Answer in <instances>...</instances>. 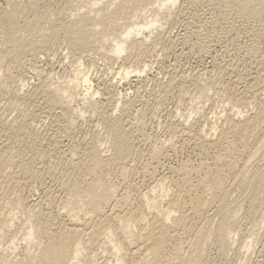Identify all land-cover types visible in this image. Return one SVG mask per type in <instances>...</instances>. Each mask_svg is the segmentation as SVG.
Wrapping results in <instances>:
<instances>
[{
  "label": "rangeland",
  "instance_id": "obj_1",
  "mask_svg": "<svg viewBox=\"0 0 264 264\" xmlns=\"http://www.w3.org/2000/svg\"><path fill=\"white\" fill-rule=\"evenodd\" d=\"M96 1L98 0H0V178H3L0 179V264H34L31 261L33 245L24 241V234L28 232V214L33 213L22 209L19 202L39 201L38 206L34 207L35 211L51 213L56 222L63 221L66 219V212L59 204L63 196L60 180L63 173L70 170L73 171L71 177L76 178L82 172V165L77 163L64 170L66 166L63 168L60 165L62 160L69 156L77 162L83 158L93 141L98 142L95 146L97 149L108 146L109 142L98 118L95 120L88 112L81 116L76 114L77 107L81 106L80 96L75 98L69 107L70 113L68 111L66 117L63 116L59 122V130L52 137L49 136L51 117L45 114V108L22 104L20 95L31 92L35 89L34 86L44 81H51L54 85L65 84L77 71L87 72L92 76L93 89L97 85L96 78L106 82L112 80L119 67L128 59L127 52L116 60L110 59L108 54L111 55V40L129 23L158 15L159 22L154 25L147 38L146 43L150 45L146 49L147 54L142 56L148 66L141 75V81L128 84L122 82L116 87L117 93L125 92L124 99H130L134 104H131V109L127 105L130 111L127 109L129 114H126V119L132 121V116L139 115L140 122L139 128L132 127L138 136L134 137L133 153L126 161L125 169L120 172L118 167H113L109 171L111 181L117 182L120 189L129 192V213H134L136 207L142 201L145 202L140 194L146 187L156 186L154 184L158 181L157 186L160 185L162 178L165 180H162L163 184L158 186L155 194L166 192L168 196H164L162 200L165 202L173 192L171 178L174 179L177 175L172 168H177L176 165L181 164V161L194 165L200 158L207 159L208 163L212 161V150L209 149L204 154L192 142L181 145L180 140H177L179 138H167L165 126L170 119H182L190 113L189 122L194 124L198 118L205 116V129H214L208 131L207 139L213 140L229 112L228 100L223 93L226 86L237 93L258 96L264 94L260 78L257 84L254 81L259 73H263L262 78L264 76V8L255 15L244 17L233 13L229 7H220L226 0H178L172 8V18L168 21L165 19V6L152 11L148 6L143 9L141 4H133L128 0H114L116 5L110 4L113 0H101L93 5ZM35 2L37 5L33 12L26 13L25 17L16 15L17 20L13 23L5 15L14 12L17 7L33 5ZM222 10L224 13L228 12L224 14ZM10 25H13V29L7 30ZM69 34L81 37L86 43L81 48L72 50L67 45L66 36ZM254 34L259 36L255 53L250 51ZM168 36L170 42L162 41L161 37L167 39ZM100 96L104 97L102 92L93 98L97 100L96 105L103 106V98ZM55 108L56 113L62 111L61 108ZM255 112L256 108L248 105L241 109L240 115L248 117ZM240 115L238 117L242 119ZM65 118L69 119V126ZM6 130L10 132L9 136ZM164 137L166 143L162 146L158 161L156 159L149 163L147 157L153 142L164 140ZM167 140H170L169 143ZM249 142H253L248 143L249 149L258 145L255 140ZM109 153L110 151L107 152ZM198 153L201 154L200 157ZM251 159L244 169L243 186L234 190L230 186L228 190L221 192L223 210H226L227 215L232 214L237 225L230 234L232 249L223 255L219 252L218 241L224 236V232L220 229L217 217L209 214V221L201 220L196 225L200 229V236L205 233L204 238L201 237V241H198L192 235L185 241V246L202 249V252L195 253L197 264H264V170L261 169V166L264 167V144ZM25 163L31 166L29 174L22 168ZM147 166H150L149 169H146ZM193 176L192 181L197 178L196 175ZM228 181L231 184L230 178ZM259 181L262 182L261 185L257 184ZM6 192L8 194L4 196ZM104 212L105 215L110 213V218L114 211L106 207ZM140 215L138 213L135 216ZM150 218L148 215V219L143 221L144 227H147ZM84 228L82 233L85 230L87 233L89 228ZM112 228L118 238L120 226L117 225L118 230L113 226ZM140 229L142 228L133 227L132 234L135 237L140 234L141 238L144 230ZM83 237L86 240L87 236ZM140 238H137L138 241L132 238L134 244L129 242L132 251L140 246L135 250L137 252L131 253L136 258V264H140L145 258L148 260L147 247L143 243L141 245ZM170 241L166 248L168 254L176 244ZM106 245L103 242L94 245L85 243L78 264H110L116 254L114 249ZM189 252L190 250H183V257H187Z\"/></svg>",
  "mask_w": 264,
  "mask_h": 264
},
{
  "label": "bare ground",
  "instance_id": "obj_2",
  "mask_svg": "<svg viewBox=\"0 0 264 264\" xmlns=\"http://www.w3.org/2000/svg\"><path fill=\"white\" fill-rule=\"evenodd\" d=\"M115 1L113 0L110 4L116 5ZM128 1H131L133 4H141L143 9H146L148 6L152 11L155 9L160 10L165 6V19L170 21L172 18V8L178 0ZM98 2H101V0L96 1L93 5ZM36 5L37 2L33 5L28 4L26 6L17 7L14 12L12 11L5 15H7L9 21L13 23L17 20L16 15L25 17L26 13L34 11ZM220 7L225 9L229 7V9L231 8L233 10V13L246 17L255 15L261 11L264 8V0H226ZM228 10L226 12H228ZM226 12L223 13L226 14ZM228 14L230 15V13ZM157 17L158 15L152 16L144 21L131 22L121 30L117 36H113L110 44L111 55L108 54L110 59L113 58L116 60L122 53L127 52L126 55L128 60L119 67L118 71H116L111 78L112 80L107 79L109 82L101 78H96L95 85L97 84V87L95 86L96 89H93L92 82L94 80L92 76L87 72L77 71L68 82H65V84L59 83L54 85L51 81H44L34 86L35 89L31 92H24L22 96L20 95V99L23 101L22 104L27 103V105L29 104L31 107L45 108V114L51 117L50 121L52 127L49 136L52 137H55L56 131L59 130V122L64 118L63 116H65L68 111L70 113L69 107L72 106V103L76 100L75 98L80 96L81 106L77 107L76 114L81 116L85 112H88L87 114H90L89 116L92 115L95 120L98 118L99 122L104 127L105 135L109 138L108 146L102 149H97L95 146L98 142L95 143V141H93L92 145L88 147L83 154V158L79 160L76 158L79 162H75V159L73 160V158L69 156V158L65 157L67 158L66 160L61 159L62 162H60L62 164L60 165H63V168L66 166L64 170H67L68 167L77 163L82 165V172L78 174L76 178L71 177L73 171L70 170L63 173L62 180H60L64 186L62 187L60 183L63 189V196L60 198L59 204L61 208L65 209L66 219L56 222L55 217H53L51 213L42 214V211H40L42 213L35 211L34 207L36 208L38 206L39 201H37L38 203L35 201L31 203L26 200H21L19 202L18 205L21 206L22 209L28 213H33L32 215L28 214V219L26 221V231L28 232H26V235L24 234V241L28 245H30V243L33 245L34 252L31 255V261L34 264H78L84 244L88 243L89 245H94L97 242H103L107 244L106 247L114 249L116 256L110 264H136V258H134V256L132 257L131 253L137 252L135 250L140 246H135L136 248L132 251L129 247V242L134 241V239L131 241L132 238L138 241L137 238H140L139 233L143 230L144 233H141L142 236L139 241L141 245L143 243L147 247L148 260L145 258L140 264H197V256H195V253L202 252V249L196 246H185V241L192 235L195 236L198 241H201V237L204 238L205 233H201L200 236V229H197L196 225L201 220L205 222L209 221L208 219H211L209 214H211L212 217H217L220 229L224 232V236L218 241L219 252L223 255L232 249L233 241L230 234L235 230L237 225L232 214L227 215L226 210H223L221 192L225 189L228 190L230 186H232L233 190L243 186L241 184L242 177L244 176V169L247 167L248 161L252 160L253 154L264 144V94L262 95L261 93L260 95L262 96H258L250 93H247L248 95L245 93H237L236 90L230 86H226L223 93L226 96V100H228L229 112L224 119L222 118L221 128L217 137L213 140L207 139L208 131H214V129L210 127L205 129L204 126L207 121L205 116L198 118L194 124L189 122L190 113L182 119L173 118L168 121L165 126L167 131L165 136H167V138H179L177 140H180L179 142L181 145L192 142L194 145L198 146L200 150L204 151V154L207 150H212L210 157L212 161L208 163L207 159L200 158L198 162H196V165L189 164L188 161H186L187 163L181 161V164L179 163L178 166L176 165L177 168H172V170H176L177 175L174 179L170 177L173 192L165 202L162 200L168 196L166 192L157 194L158 197H156L157 195L155 194V190L158 186L161 187V184H163L162 178L160 185L157 186L159 181H156L157 184H154L157 187H146L140 194V198L145 200V202L142 201L136 207L135 212L131 214L127 209L129 192L120 189L118 183L110 179L109 171L111 168L118 167L120 172H123L125 169V165L127 164L126 161L133 153L132 147H134V137L138 136V133L136 134L134 130H132V127H138L140 123L138 118L139 115H136L137 113L135 114L137 117L132 116L134 114H130V116H132V121H130L129 118L126 119V114H129V112H127L129 106L127 105H130L131 109L133 101L131 103L130 99L128 101L125 100V92L124 94H121L120 91L117 93L116 87L122 82H127L128 84L129 82L138 83L141 81V75L148 66L142 56L145 55L148 50L147 48L150 46L146 42L149 34L152 33L154 25L159 22ZM261 26L260 22V29ZM12 29L13 25L7 27V30ZM140 35L141 37H139ZM164 37H161L162 41L170 42L169 36V39L167 38L168 40ZM66 38L68 40L67 45L72 47V50L79 49L86 43L81 37H77L75 34H69ZM257 41H259V36L254 34V37L251 38L252 43L250 45V51L254 53L258 45L256 43ZM262 74L263 73L260 75L259 73V75L256 76V80L254 79V81H256L255 84L258 83L257 80L260 78V81H262L260 82L261 86L262 83L264 85V76L262 78ZM212 82L214 83L215 80ZM215 84L213 85L215 86ZM253 84L251 86L252 88L255 86V84L254 86ZM248 86L249 85H247V87ZM109 87L112 89H109ZM101 92L104 95V97L100 96L103 98L101 101L103 106L99 104L98 106L96 105L97 100L95 101L93 97ZM248 105H253L256 108V112L248 117H242V115H240L241 109L248 107ZM132 106H134V104H132ZM55 107L61 108L62 111L60 110V113L59 111L58 113L54 112V109H57ZM133 108L135 109V107ZM139 108L141 109V107ZM135 110L139 111L137 108ZM116 111H118V113ZM141 111L143 110L141 109ZM138 113L140 114V111ZM239 115L242 119L238 117ZM66 119L69 126V119L65 118V120ZM21 121L20 119V122ZM64 126L63 124V127ZM63 127L61 129H63ZM6 132L9 136L10 132L7 130ZM133 133H135L136 136H134ZM57 136L58 135H56V137ZM96 140L98 141V139ZM250 140H255L256 144H258L253 149L248 148V143H253L249 142ZM13 141V143H15V139ZM153 143L147 157L149 163H152L150 161H155L158 156H160L161 150H163L162 146L166 143L165 137L164 140L159 139L156 143ZM108 151H110L109 154H107ZM202 151L200 152L202 153ZM5 154L2 153V155ZM198 154L200 157L201 154ZM149 167L145 168L149 169ZM22 168L29 174L31 168L29 163H25ZM118 169H116V171H118ZM261 169L264 170V167L261 166ZM147 172L150 171L148 170ZM193 175L197 176L194 181H192ZM229 178L230 181L232 180L231 184H229ZM257 184L261 185L262 182L259 181ZM7 194L6 192L4 196ZM1 202L2 200L0 198V205ZM106 207H110L111 211H114L112 212V218L110 216V218H108V214L110 213L106 214L107 216L105 215L104 209H106ZM1 211L2 208L0 206V214ZM138 213H141V215L138 217L135 216ZM148 215H150L151 218L148 220L149 224L147 227H144L143 221L148 219ZM65 220L67 221L64 222ZM117 225L121 228L118 238L115 237V232H113L112 228V226L117 228ZM84 227L87 229L89 228V232L87 231L86 233L85 230L82 233ZM133 227L142 228L140 229L142 231L138 233V237L132 234ZM83 236H87L86 240ZM170 240L174 241L176 244L171 247V253L168 254L166 248L171 242ZM183 250H190L187 257H183ZM91 252H93V250Z\"/></svg>",
  "mask_w": 264,
  "mask_h": 264
}]
</instances>
